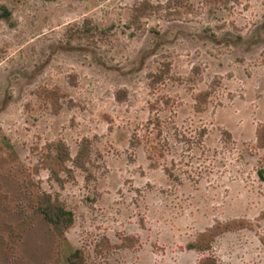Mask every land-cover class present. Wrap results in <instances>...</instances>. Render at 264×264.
I'll return each instance as SVG.
<instances>
[{
    "label": "rangeland",
    "instance_id": "obj_1",
    "mask_svg": "<svg viewBox=\"0 0 264 264\" xmlns=\"http://www.w3.org/2000/svg\"><path fill=\"white\" fill-rule=\"evenodd\" d=\"M143 1L0 0V236L17 237L0 264H67L79 249L85 264H264V0H187L183 16L148 0L165 8L138 22ZM41 88L63 94L58 112ZM85 138L89 170L71 162L60 186L46 145L75 159ZM44 192L74 213L64 240L42 218L19 230ZM241 219L253 228L210 253L187 248Z\"/></svg>",
    "mask_w": 264,
    "mask_h": 264
},
{
    "label": "trees",
    "instance_id": "obj_2",
    "mask_svg": "<svg viewBox=\"0 0 264 264\" xmlns=\"http://www.w3.org/2000/svg\"><path fill=\"white\" fill-rule=\"evenodd\" d=\"M175 1V2H174ZM207 3L221 2L223 6L227 7L228 2L225 0H206ZM176 3L177 6H185L184 10H180L179 8L171 9L172 6ZM169 10H173L171 14H178L179 16L185 15V8L191 7L188 4L187 0H170L169 4L165 5ZM165 8L162 6H155L145 0L141 2L134 8V17L136 21H141L145 16L150 14L154 9H162ZM1 15L5 19H9L12 16L11 11L7 9L6 6L1 7ZM166 71H161V73H153L151 78H153L154 83H159L163 80L164 76L168 74ZM167 72V73H166ZM38 93L40 97L48 102V104L54 108L56 112H58L61 108V101L63 94L59 92V89H47L41 88ZM210 98L209 92H201L195 95L196 100V109L201 112L204 110L205 105L207 104ZM257 146L260 149L264 148V125H261L257 131ZM91 146L92 142L85 138L79 144V149L75 159L72 158L71 149L64 141L51 142L46 145V150L44 155L42 156L40 162L42 164V168L47 170L50 174L52 180L58 183L60 186H63L68 178H74V171L70 167V163L73 162L76 168L81 170L88 171L87 168L88 162H90V154H91ZM261 181H264V163L263 166L257 172ZM65 176V178H64ZM33 214L30 216V219H26L24 223H22L19 227V230L24 234L29 226L38 219H44L51 225L53 231L60 239H65L68 230L73 226L75 221L74 213L69 210L66 205H64L61 200L57 197L52 196L50 193L44 192L41 195H37L35 198V205ZM32 222L31 224H28ZM253 225L251 221L241 219V220H232L226 223L218 222L210 229L205 232L200 233L196 239L190 242L187 245L189 250L197 251L201 254L210 253L213 248V245L216 239L222 234L232 232L235 230L241 229H252ZM19 235L18 237H23ZM17 240V237H15ZM4 237L0 236V255L7 251L8 249L14 247V243L16 240H12L11 242H6ZM261 242L264 245V237H261ZM111 247V245H110ZM67 264H85L84 252L82 250H75L70 253L67 257ZM199 264H219L218 260L213 255L204 256L199 261Z\"/></svg>",
    "mask_w": 264,
    "mask_h": 264
}]
</instances>
